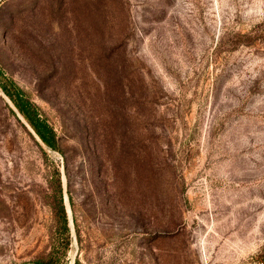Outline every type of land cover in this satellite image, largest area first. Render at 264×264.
I'll return each instance as SVG.
<instances>
[{
	"label": "rangeland",
	"instance_id": "rangeland-1",
	"mask_svg": "<svg viewBox=\"0 0 264 264\" xmlns=\"http://www.w3.org/2000/svg\"><path fill=\"white\" fill-rule=\"evenodd\" d=\"M5 78L0 264H264V0H0Z\"/></svg>",
	"mask_w": 264,
	"mask_h": 264
},
{
	"label": "trees",
	"instance_id": "trees-1",
	"mask_svg": "<svg viewBox=\"0 0 264 264\" xmlns=\"http://www.w3.org/2000/svg\"><path fill=\"white\" fill-rule=\"evenodd\" d=\"M0 90L12 103L18 114L28 123L32 130L39 137L41 142L51 150H59L60 144L56 131L42 118L36 105L27 97L26 93L19 88L14 82L4 79H0ZM55 179L51 183L52 189V207L55 213L56 220L59 224V229L63 235H65L64 248L67 249L70 239V220L66 207V202L63 193V184L61 180L62 173L59 169L55 170ZM54 258V257H53ZM56 259V258H54ZM52 259L45 264H59ZM75 264H79L75 262Z\"/></svg>",
	"mask_w": 264,
	"mask_h": 264
}]
</instances>
